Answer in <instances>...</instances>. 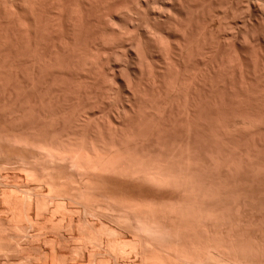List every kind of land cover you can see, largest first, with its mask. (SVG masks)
Here are the masks:
<instances>
[{
    "label": "bare ground",
    "instance_id": "bare-ground-1",
    "mask_svg": "<svg viewBox=\"0 0 264 264\" xmlns=\"http://www.w3.org/2000/svg\"><path fill=\"white\" fill-rule=\"evenodd\" d=\"M67 157L264 179V0H0V164Z\"/></svg>",
    "mask_w": 264,
    "mask_h": 264
},
{
    "label": "rangeland",
    "instance_id": "rangeland-1",
    "mask_svg": "<svg viewBox=\"0 0 264 264\" xmlns=\"http://www.w3.org/2000/svg\"><path fill=\"white\" fill-rule=\"evenodd\" d=\"M72 159H62L65 165L48 162L50 165L36 164L35 168H30L32 164L18 169L0 164V264H264V179L260 176L242 173V178H251L245 182L237 176L239 172L236 181L235 174L227 177L221 170L214 175L196 172L200 178L187 173L186 181V174L177 177L178 173L171 172L154 178L156 182L162 179V185L160 180L157 183L160 189L155 180H149L152 184L148 181L151 175L144 179L146 168H137V164L138 170L133 169L135 162H122V171L109 167L110 171L107 166L102 168L105 172L101 168L98 172L87 167L83 170ZM221 176L226 183L222 179L217 182ZM164 179L170 181L167 186ZM212 179L221 184L220 190ZM189 183L191 187H187ZM211 184L216 185L214 189ZM176 200H180L179 208ZM144 203L151 205L145 207ZM134 208L137 210L132 211Z\"/></svg>",
    "mask_w": 264,
    "mask_h": 264
}]
</instances>
